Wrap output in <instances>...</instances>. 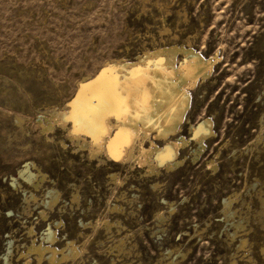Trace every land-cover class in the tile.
<instances>
[{
    "label": "rangeland",
    "instance_id": "obj_1",
    "mask_svg": "<svg viewBox=\"0 0 264 264\" xmlns=\"http://www.w3.org/2000/svg\"><path fill=\"white\" fill-rule=\"evenodd\" d=\"M168 44L217 56L169 136L185 141L178 164L146 172L89 158L56 123L39 131L81 76ZM207 117L199 149L190 125ZM263 127L264 0H0V264H42L26 246L48 223L83 246L66 264H264ZM25 163L43 174L35 188ZM49 188L58 200L44 206Z\"/></svg>",
    "mask_w": 264,
    "mask_h": 264
},
{
    "label": "bare ground",
    "instance_id": "obj_2",
    "mask_svg": "<svg viewBox=\"0 0 264 264\" xmlns=\"http://www.w3.org/2000/svg\"><path fill=\"white\" fill-rule=\"evenodd\" d=\"M176 54L180 55L179 59H176ZM216 59V55L203 57L187 44H168L145 48L131 60H106L93 76L78 79L74 94L67 99L65 107L43 108V114L49 117L45 118V122L41 120V115L36 117L39 131H48L56 123L65 130L75 147L87 151L89 158L102 155L118 163L144 166L146 172L156 170L159 165L170 168L177 163V150L185 141L169 136L179 130L185 117L190 103L189 90L208 77ZM211 126L208 117L190 125L199 149L204 148L203 140L213 134ZM156 139L163 140V145H157L153 141ZM30 165L25 163L19 175L35 188V181L43 174L33 172ZM111 177L118 176L112 173ZM46 190L41 203L51 206L58 200V192L53 188ZM33 194H29L31 199ZM75 194L71 200H77ZM230 203V199L223 201L224 212H228ZM110 209L116 210V213L118 207L114 204ZM38 213L42 218L47 215L43 209ZM53 223V226L58 224ZM88 223L80 221L79 224L86 228ZM103 224L106 229L110 226L109 221ZM52 228L48 223L38 239L26 246L27 251L42 264L73 261L83 246L79 248L72 239H66L60 245ZM28 233L34 234L32 228L28 229Z\"/></svg>",
    "mask_w": 264,
    "mask_h": 264
}]
</instances>
